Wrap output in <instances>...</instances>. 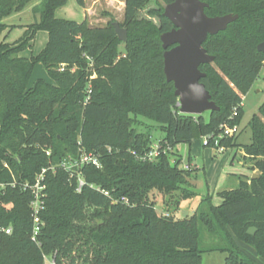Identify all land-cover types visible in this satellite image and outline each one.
<instances>
[{"label": "trees", "instance_id": "16d2710c", "mask_svg": "<svg viewBox=\"0 0 264 264\" xmlns=\"http://www.w3.org/2000/svg\"><path fill=\"white\" fill-rule=\"evenodd\" d=\"M32 1L0 0V224L12 228L10 234L0 231V264H46L45 257L55 264H202L203 254L215 250L227 253L224 264H261L238 241L264 259V102L250 121L252 142L243 146V158L259 171L258 178L240 175L236 188L221 192V205L208 194L189 217L159 214L150 195L158 190L195 196L187 188L192 170L180 167L177 145L240 124L243 96L264 65L258 50L264 0H202L209 16H239L203 43L215 60L200 65L206 73L201 81L219 106L209 121L180 112L174 83L164 73L161 34L173 24L161 1L174 0H160L150 10L160 24L139 17L151 0H126L120 23L128 30L125 42L114 20L91 26L60 18L56 10L68 0H40L32 9L39 17L22 26L20 39L8 41L17 25L5 19ZM40 30L48 32L46 46L22 55ZM37 63L52 81L40 78L29 87ZM140 118L155 121L164 132L153 160L132 154L153 145L150 130L136 127L146 124ZM239 131L217 148L240 146ZM80 147L98 153L103 166H84L86 184L78 191L77 176L58 164ZM44 168L43 224L33 240V193L25 183L33 184ZM251 227L254 234L248 233Z\"/></svg>", "mask_w": 264, "mask_h": 264}, {"label": "rangeland", "instance_id": "374dc122", "mask_svg": "<svg viewBox=\"0 0 264 264\" xmlns=\"http://www.w3.org/2000/svg\"><path fill=\"white\" fill-rule=\"evenodd\" d=\"M94 1V0H92ZM87 0V3H91ZM121 0H115L112 7L105 1L98 2L92 9L90 16L92 17L91 26H105L111 20L124 21ZM158 1L151 0L150 3L140 11V18H147L153 22L160 24V19L156 14H151L150 10L159 8ZM40 0H33L21 12L13 13L5 19L6 23L17 25L9 33L7 40L13 42L23 36L25 27L34 22L39 14H35L32 9ZM165 7L167 4L161 1ZM89 7V6H88ZM109 11L111 12L108 13ZM88 13V12H87ZM85 10L79 0H68L67 3L56 10V16L60 18L74 19L81 21L85 18ZM21 25V26H20ZM48 32L40 30L32 43V47L22 52V55L31 56L38 54L48 42ZM43 78L47 81H52L48 75L46 68L42 63H37L29 80V87H33L38 79ZM264 102V65L260 71L259 77L254 82L252 88L243 96V110L237 134L238 147L217 148L213 145H206L201 136L193 139L191 143H180L175 151L180 155V167L189 168L192 170L191 176L188 177L190 190L196 193L195 196L184 199L179 191L174 193H163L158 190L151 192L150 198L154 200L156 209L159 214L170 213L175 218L189 217L193 215L199 206L201 200L210 194L214 205H221L223 198L221 192L236 188L239 184L240 175L251 176L259 174L258 170L252 171L250 162L243 158V146L252 142V129L250 121L254 114L259 111L260 105ZM203 116L206 121L210 119V112H204L199 116ZM198 116V115H197ZM146 122L136 125L140 131L150 130L152 134L153 144L158 143L163 137L164 132L157 127V123L153 120L140 118ZM143 123V124H142ZM152 125V127L150 126ZM174 160V157H172ZM178 199L180 202L178 203ZM184 213L186 215L184 216ZM209 236L204 234V239ZM263 262L259 255H257ZM227 253L223 251H209L203 254L202 264H224ZM52 258L48 257L46 264H52Z\"/></svg>", "mask_w": 264, "mask_h": 264}, {"label": "water", "instance_id": "95a60500", "mask_svg": "<svg viewBox=\"0 0 264 264\" xmlns=\"http://www.w3.org/2000/svg\"><path fill=\"white\" fill-rule=\"evenodd\" d=\"M206 7L208 3L202 0H174L165 6L163 12L173 24L171 30L161 34L164 73L167 81L174 83L180 112L185 114L200 115L219 109L201 81L206 73L200 69V65L215 60V56L207 52L203 43L209 34L225 30L239 17L232 13L209 16L205 12ZM112 24L120 40L125 42L128 30L119 21H113ZM258 50L264 52V41L258 45ZM259 176L253 174L252 178ZM255 231L256 227L248 229L249 234Z\"/></svg>", "mask_w": 264, "mask_h": 264}, {"label": "built area", "instance_id": "2783aa9c", "mask_svg": "<svg viewBox=\"0 0 264 264\" xmlns=\"http://www.w3.org/2000/svg\"><path fill=\"white\" fill-rule=\"evenodd\" d=\"M238 114V110L234 109L233 116ZM222 131L216 136H203L204 143L208 145L210 142L213 141L214 146H219L220 140L225 137H230L235 135L239 127L238 125H224L222 127ZM223 148V147H220ZM111 150V148H109ZM161 153V144L160 142L155 143L151 146V148L146 151L144 154H138L137 151L133 150L132 154H134L140 160H153ZM61 168L66 170L70 177L77 176L79 181L78 191H81L82 187L86 184L84 177L82 176V169L86 165H92L97 168H101L102 160L98 153L93 151H87L85 148L80 147L79 152L76 156H67L65 157L59 164ZM55 169L54 166H52ZM46 169L44 168L40 174L37 175L35 182L32 183H25V187L29 188L33 193V199L31 201V208L33 210V234L32 239L37 240V236L41 231V226L43 221L40 217V212L44 208L45 204V188L46 185L44 183V173ZM108 194V192H106ZM121 201L127 204H130V201L127 197H122ZM163 215H168L169 213H162ZM0 231L10 234L12 232L11 227H5L0 224ZM47 258L45 257V261L47 262ZM52 264H55V260L52 258Z\"/></svg>", "mask_w": 264, "mask_h": 264}, {"label": "crops", "instance_id": "0c3cea01", "mask_svg": "<svg viewBox=\"0 0 264 264\" xmlns=\"http://www.w3.org/2000/svg\"><path fill=\"white\" fill-rule=\"evenodd\" d=\"M92 1V0H91ZM102 2V1H104V4H105V1H106V3L108 4V5H110V7H112V5H113V3L115 2V0H94V1H92L91 3H87V0H79V2H80V4L81 5H83V7H84V10H85V18L83 19V20H87L88 21V23H89V25H91L92 24V17L90 16V13H91V11H92V9L94 8V6H96V4L98 3V2ZM81 2H83V4L81 3ZM120 4L122 5V10H123V16L125 15V8H126V0H121L120 1ZM89 6V7H88ZM88 12V13H87ZM111 11H109L108 13H110ZM111 14H112V12H111ZM74 20V19H73ZM83 20H81V21H83ZM238 244L240 245V247L241 248H243L248 254H250L252 257H254L256 260H258V262H260L261 264H264V262L260 259V258H258V254L256 253V251H255V249L252 247V246H250V245H248V244H246V243H244V242H242V241H238ZM263 259V258H262Z\"/></svg>", "mask_w": 264, "mask_h": 264}]
</instances>
